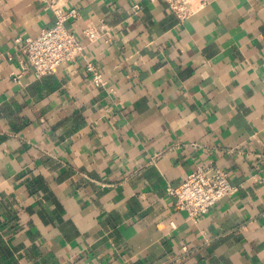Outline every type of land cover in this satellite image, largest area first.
Here are the masks:
<instances>
[{
	"label": "crops",
	"instance_id": "0c3cea01",
	"mask_svg": "<svg viewBox=\"0 0 264 264\" xmlns=\"http://www.w3.org/2000/svg\"><path fill=\"white\" fill-rule=\"evenodd\" d=\"M52 1L83 55L37 78ZM202 1L0 0V264H264V0ZM210 162L236 192L194 222L167 188Z\"/></svg>",
	"mask_w": 264,
	"mask_h": 264
},
{
	"label": "built area",
	"instance_id": "2783aa9c",
	"mask_svg": "<svg viewBox=\"0 0 264 264\" xmlns=\"http://www.w3.org/2000/svg\"><path fill=\"white\" fill-rule=\"evenodd\" d=\"M179 21L186 20L203 5L202 0H163ZM55 17V23L41 29L35 37H18L15 41L21 46L22 54L33 69L37 78L53 75L64 63L75 61L83 55V46L77 36L71 33L65 23L77 19V9L62 11L52 1L46 3ZM134 6L133 10H138ZM106 31L103 23L88 24L81 31V36L93 44ZM86 71L91 74L96 86H103L102 74L92 63L86 64ZM236 192V187L228 181L227 174L215 163L210 162L190 172L176 187H168L167 193L175 200L177 210L186 213L187 218L198 222L210 208L226 196Z\"/></svg>",
	"mask_w": 264,
	"mask_h": 264
}]
</instances>
